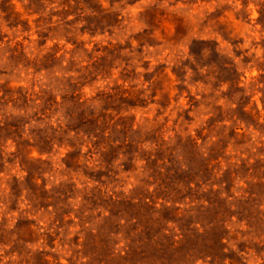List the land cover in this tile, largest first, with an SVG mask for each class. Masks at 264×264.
Returning a JSON list of instances; mask_svg holds the SVG:
<instances>
[{"label":"clouds","instance_id":"1","mask_svg":"<svg viewBox=\"0 0 264 264\" xmlns=\"http://www.w3.org/2000/svg\"><path fill=\"white\" fill-rule=\"evenodd\" d=\"M0 4V264H264V0ZM49 9L75 42L21 58L22 23ZM30 170L78 225L16 227Z\"/></svg>","mask_w":264,"mask_h":264},{"label":"rangeland","instance_id":"2","mask_svg":"<svg viewBox=\"0 0 264 264\" xmlns=\"http://www.w3.org/2000/svg\"><path fill=\"white\" fill-rule=\"evenodd\" d=\"M3 4H0V7H3ZM49 16L43 18V24L40 23L41 17H36V19H33L31 21L25 20L22 25V31L23 32H30V35H21L19 39L16 40V43L12 45L11 47L13 49H16L19 52V55L21 58H24L26 56V53L24 52V49L29 50H36L37 52L43 51V57L41 58L43 61H55L57 58V53H60L61 56L64 55L63 52H61V48H64L68 43H74L75 41L70 40V38L65 37L63 35L62 29V23L63 21V9L55 10V9H49ZM54 20L53 18H57ZM87 19V18H86ZM70 23V22H65ZM11 27V25L9 26ZM84 27L81 28V32L84 33ZM94 31V29H91ZM6 35V34H5ZM85 39H87L88 34L84 33ZM62 38L65 40V44H60L58 42V39ZM241 41H243V37L239 38ZM0 40H3V36H0ZM7 44V42H5ZM214 42H207V41H193L191 50L193 52L199 53V49L202 46L208 45L211 46V44ZM92 47H96L95 44L92 45ZM47 48V51H44V49ZM139 51V49H138ZM235 51V50H234ZM238 54V53H237ZM216 54L213 53V59H215ZM145 66H147V62H145ZM175 71V69H174ZM235 71V70H234ZM150 74H145V79L149 78ZM12 124H17L18 122L13 121ZM81 123H84L82 120ZM5 132H7V125H5ZM234 130H231L229 135H232V132ZM43 147V146H42ZM76 155V153H69V158ZM60 161L63 162V157H60ZM11 162V161H10ZM51 167H54V164L49 161L48 162ZM67 163V161H66ZM67 166V165H66ZM243 167V165H242ZM23 170V169H21ZM34 171V170H33ZM33 171H29L28 175L25 176V183L30 193H32L35 197L34 201L30 200V203H32V208L34 212H29V216L27 218L17 219L16 221V227L22 228L26 227L28 224H37L39 223L40 227L44 226V220L43 217L45 216H52L51 222H55L56 220H60L61 223H66L68 225V228L71 229L74 226L78 225L80 217L76 215L74 211H72L71 207H61L57 209L55 203L50 200L46 195L45 192H47V178H44L40 180L41 185H45V188L40 192H35V186L31 182V177L33 175ZM58 178V177H57ZM16 178L13 177V180ZM224 179H228V173L226 170ZM78 183L76 180H71L69 182L60 181L59 190L63 194V199L65 202L68 200H71L75 196V185ZM13 189L16 190L15 183L12 185ZM25 199H29V196H25ZM13 210L15 209V204L13 203L10 205ZM55 214V215H53ZM35 215V218L33 216ZM164 215L167 217V212L164 213ZM152 228L150 225H146L145 227V235H147L149 238L151 237ZM221 233L214 232L212 235V239L214 242V247L219 248V235ZM73 240L78 239L75 235L72 237ZM49 245L54 246L52 242V237L49 236ZM156 252L149 253V255H156ZM166 254L165 249L159 250V255L163 256ZM36 260L39 262L40 260V254H36Z\"/></svg>","mask_w":264,"mask_h":264}]
</instances>
